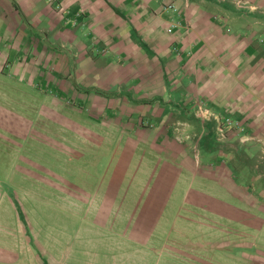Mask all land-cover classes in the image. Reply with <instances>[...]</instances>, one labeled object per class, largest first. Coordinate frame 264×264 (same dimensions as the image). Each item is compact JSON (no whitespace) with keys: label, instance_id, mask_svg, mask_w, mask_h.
Instances as JSON below:
<instances>
[{"label":"crops","instance_id":"crops-1","mask_svg":"<svg viewBox=\"0 0 264 264\" xmlns=\"http://www.w3.org/2000/svg\"><path fill=\"white\" fill-rule=\"evenodd\" d=\"M176 3L0 0V264H264V0Z\"/></svg>","mask_w":264,"mask_h":264},{"label":"built area","instance_id":"built-area-1","mask_svg":"<svg viewBox=\"0 0 264 264\" xmlns=\"http://www.w3.org/2000/svg\"><path fill=\"white\" fill-rule=\"evenodd\" d=\"M161 3H162V12L163 13H167V14H170V31H175L179 28H181L183 26L182 22L179 20V21H176L175 20V16H177L179 14V9L178 7L176 6V0H160ZM78 17H76L72 23H74V25H76L78 23ZM93 49L94 50H97V46L96 45H92ZM177 53L181 54V50L178 48V47H175L174 49ZM103 53L105 54V49H101V50H97V53L100 54V53ZM202 105V104H201ZM198 112L201 113V115H206L208 117H211L209 116V113L206 112V109L204 108V106L202 105L198 107ZM227 126V125H232L231 121L229 119L226 120V123L224 124H221V126ZM220 132L221 134H224V128H221L220 129Z\"/></svg>","mask_w":264,"mask_h":264},{"label":"rangeland","instance_id":"rangeland-1","mask_svg":"<svg viewBox=\"0 0 264 264\" xmlns=\"http://www.w3.org/2000/svg\"><path fill=\"white\" fill-rule=\"evenodd\" d=\"M257 171H259L258 169H256ZM259 172H256V175L258 174ZM264 173V172H263Z\"/></svg>","mask_w":264,"mask_h":264}]
</instances>
